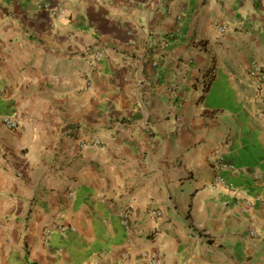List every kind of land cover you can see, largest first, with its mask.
<instances>
[{
	"label": "crops",
	"instance_id": "crops-1",
	"mask_svg": "<svg viewBox=\"0 0 264 264\" xmlns=\"http://www.w3.org/2000/svg\"><path fill=\"white\" fill-rule=\"evenodd\" d=\"M56 3L0 0V264H264V0Z\"/></svg>",
	"mask_w": 264,
	"mask_h": 264
},
{
	"label": "built area",
	"instance_id": "built-area-1",
	"mask_svg": "<svg viewBox=\"0 0 264 264\" xmlns=\"http://www.w3.org/2000/svg\"><path fill=\"white\" fill-rule=\"evenodd\" d=\"M57 3L54 5V7H50V9L52 10V13H58L61 10H63L65 3L67 2V0H56ZM215 28L217 29V31L221 34L224 35L227 31H228V25L225 23H220V22H215ZM90 63H93L94 61L99 60L101 57H103L105 55V50L103 48H99V49H95L92 53H90ZM248 77L252 83V85L259 91H264V66L259 64L256 61H253L249 64L248 67ZM204 88V86H203ZM2 122L8 127V128H15L17 126V123L15 121V119L11 116H3L2 118ZM103 145V141L101 139H92V140H88V139H82L79 142V146L81 148H88L90 146H94V147H100ZM211 160L213 162V165L215 166V168L219 171L224 172L227 171L229 169H233V166L228 164L222 156V153L219 151H215L213 153V155H211ZM218 174L216 177V181L217 183H221L224 184L226 183V179L222 174ZM249 207H251V202L248 203ZM150 215L152 217H159L161 216V211H159L158 209H150L149 210ZM130 218V212L128 209L123 211V219L125 223H128V219ZM46 236H49V230L46 229ZM253 234L256 233V230L253 229L252 231ZM148 260H149V264H161V260L156 257L155 255H148Z\"/></svg>",
	"mask_w": 264,
	"mask_h": 264
},
{
	"label": "trees",
	"instance_id": "trees-1",
	"mask_svg": "<svg viewBox=\"0 0 264 264\" xmlns=\"http://www.w3.org/2000/svg\"><path fill=\"white\" fill-rule=\"evenodd\" d=\"M210 76H211V75H210ZM210 76H209V77H210ZM210 79H211V78H209V81H210ZM207 85H208V83H207Z\"/></svg>",
	"mask_w": 264,
	"mask_h": 264
}]
</instances>
